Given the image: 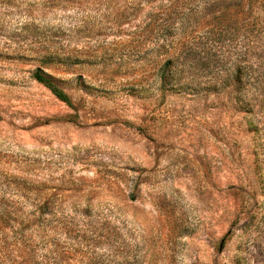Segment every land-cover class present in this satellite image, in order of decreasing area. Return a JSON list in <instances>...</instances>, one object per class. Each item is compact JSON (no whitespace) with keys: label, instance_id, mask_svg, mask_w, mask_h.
Wrapping results in <instances>:
<instances>
[{"label":"rangeland","instance_id":"obj_1","mask_svg":"<svg viewBox=\"0 0 264 264\" xmlns=\"http://www.w3.org/2000/svg\"><path fill=\"white\" fill-rule=\"evenodd\" d=\"M260 61L264 0H0V264H264Z\"/></svg>","mask_w":264,"mask_h":264},{"label":"trees","instance_id":"obj_2","mask_svg":"<svg viewBox=\"0 0 264 264\" xmlns=\"http://www.w3.org/2000/svg\"><path fill=\"white\" fill-rule=\"evenodd\" d=\"M253 11L256 12L258 10V5H253ZM255 16V15H254ZM256 17V16H255ZM257 18V17H256ZM171 54V53H168ZM262 55L259 54L255 57L256 61L261 59ZM176 58L175 55H169L163 62L162 66L159 69L158 78L159 81H173L178 74V68L176 66ZM258 74H256L254 81H252L251 88L254 91V95L258 97L263 93L264 89V80L261 78L264 77V64L260 61L258 66ZM263 68V69H262ZM37 81L45 85L51 92L58 97L60 100L64 101L68 105L72 106V98L66 92L64 88H62L49 74L44 68L38 67L35 69L32 75ZM239 76V75H238ZM2 202V201H0ZM15 219L12 217V211H10L9 207L2 206L0 207V261H3L7 258V255L4 256L5 249L9 247V233L11 230L9 229V222Z\"/></svg>","mask_w":264,"mask_h":264}]
</instances>
